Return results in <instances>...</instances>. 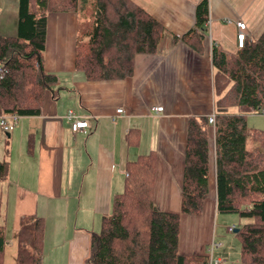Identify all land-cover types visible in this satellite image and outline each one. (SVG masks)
<instances>
[{
	"label": "crops",
	"instance_id": "1",
	"mask_svg": "<svg viewBox=\"0 0 264 264\" xmlns=\"http://www.w3.org/2000/svg\"><path fill=\"white\" fill-rule=\"evenodd\" d=\"M133 1L163 25L164 33L156 52L137 53L133 74L120 79H88L78 70L81 14L49 13L44 66L57 75L59 95L47 93L40 115L21 117L6 134L0 129V157L10 161L9 175L0 182L7 264L17 260L20 218L34 213L45 218L43 263L84 264L93 234L124 190L127 164L153 151L155 202L162 210L180 212L189 119L215 109L213 45L236 51L239 20L247 23L250 39L264 30V0H210L209 31L195 46L183 35L195 25L199 0ZM18 10L19 0H0L1 34L17 33ZM71 108L93 115L88 132L72 131L66 117ZM218 213L213 136L209 193L201 214H182V253L207 251L216 241Z\"/></svg>",
	"mask_w": 264,
	"mask_h": 264
},
{
	"label": "trees",
	"instance_id": "2",
	"mask_svg": "<svg viewBox=\"0 0 264 264\" xmlns=\"http://www.w3.org/2000/svg\"><path fill=\"white\" fill-rule=\"evenodd\" d=\"M86 4L87 0H19L17 33H0L4 70L0 117L40 115L47 93L59 95L57 75L44 66L50 12L81 14L75 64L88 79L126 78L134 72L137 53L156 52L164 27L135 1L94 0L90 29L83 24ZM209 16L210 0H199L195 25L183 39L201 44L209 31ZM212 62L216 119L214 124L209 122L211 113L189 119L181 211L157 206L156 153L141 155L127 164L124 190L115 195L110 214L103 216L100 231L93 234L91 254L84 264H209V248L199 254L182 253L180 236L182 214L199 215L204 209L213 136L218 212L253 219L236 231L241 260L264 264V130L248 125L249 114L264 113V30L258 37H246L234 52L214 44ZM70 110L93 116L73 108L67 114ZM67 119L72 127L73 121ZM9 165L8 157H0V182L8 177ZM44 238L45 218L37 213L22 216L14 264H44ZM6 241L0 225V264H7Z\"/></svg>",
	"mask_w": 264,
	"mask_h": 264
},
{
	"label": "rangeland",
	"instance_id": "3",
	"mask_svg": "<svg viewBox=\"0 0 264 264\" xmlns=\"http://www.w3.org/2000/svg\"><path fill=\"white\" fill-rule=\"evenodd\" d=\"M93 1L87 0L86 10L82 13L83 24L86 29L91 28V15ZM90 20V21H89ZM244 21V20H242ZM248 28V27H247ZM238 49V48H237ZM248 125L252 128L264 130V113H253L248 115ZM251 222L250 218L241 217L238 213H218L215 219L213 237L218 243H223L221 251L215 250L214 257L220 256L226 258L222 264H249L241 260V242L235 230L229 227L240 228L245 223Z\"/></svg>",
	"mask_w": 264,
	"mask_h": 264
},
{
	"label": "built area",
	"instance_id": "4",
	"mask_svg": "<svg viewBox=\"0 0 264 264\" xmlns=\"http://www.w3.org/2000/svg\"><path fill=\"white\" fill-rule=\"evenodd\" d=\"M210 22V21H209ZM237 25L239 28V31L237 33V39H238V45L239 47H242L245 43V39L247 37V23L245 21L239 20L237 21ZM3 69L0 68V73H3ZM163 106H158L156 107V110L162 111ZM117 111L119 113L123 112L124 109L122 107L118 108ZM67 117L73 121L72 123V131L77 133L81 130L88 132L90 128L93 127L92 124V119L93 116L90 117H82L80 116L76 111L70 110L67 114ZM20 116L14 113L10 114H4L0 117V128L3 132L8 133L11 131L14 126L19 122ZM216 119V114L215 112H212L209 117V122L214 124ZM234 227H230L232 230ZM222 243H218L216 241H213L209 247V252H210V263L209 264H222L223 259L218 257H214V252L217 248L221 247Z\"/></svg>",
	"mask_w": 264,
	"mask_h": 264
},
{
	"label": "water",
	"instance_id": "5",
	"mask_svg": "<svg viewBox=\"0 0 264 264\" xmlns=\"http://www.w3.org/2000/svg\"><path fill=\"white\" fill-rule=\"evenodd\" d=\"M235 231H238V228H236Z\"/></svg>",
	"mask_w": 264,
	"mask_h": 264
}]
</instances>
